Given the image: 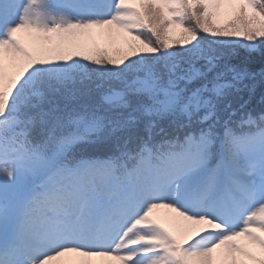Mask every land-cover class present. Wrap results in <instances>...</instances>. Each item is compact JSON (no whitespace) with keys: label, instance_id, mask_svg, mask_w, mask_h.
I'll use <instances>...</instances> for the list:
<instances>
[{"label":"snow or ice","instance_id":"6c2138e0","mask_svg":"<svg viewBox=\"0 0 264 264\" xmlns=\"http://www.w3.org/2000/svg\"><path fill=\"white\" fill-rule=\"evenodd\" d=\"M237 49L264 0H0V264H264Z\"/></svg>","mask_w":264,"mask_h":264},{"label":"trees","instance_id":"16d2710c","mask_svg":"<svg viewBox=\"0 0 264 264\" xmlns=\"http://www.w3.org/2000/svg\"><path fill=\"white\" fill-rule=\"evenodd\" d=\"M221 64L229 66L243 67L249 75L236 88L232 89L224 103H231L234 109L240 112L251 113L254 117H258L264 113V52H257L252 55L237 49L235 54L226 55ZM119 87L118 84H114ZM238 89V90H237ZM87 96H83L74 102V106L86 103ZM239 117L237 116L236 119ZM167 124V122H165ZM255 130V128H252ZM248 127L242 131H250ZM110 142L106 140H94L81 147V152H105L109 151Z\"/></svg>","mask_w":264,"mask_h":264},{"label":"rangeland","instance_id":"374dc122","mask_svg":"<svg viewBox=\"0 0 264 264\" xmlns=\"http://www.w3.org/2000/svg\"><path fill=\"white\" fill-rule=\"evenodd\" d=\"M163 211H165V210H161V212H163Z\"/></svg>","mask_w":264,"mask_h":264}]
</instances>
